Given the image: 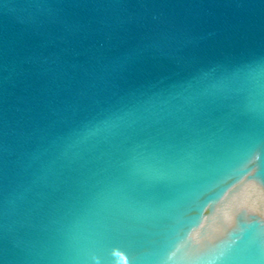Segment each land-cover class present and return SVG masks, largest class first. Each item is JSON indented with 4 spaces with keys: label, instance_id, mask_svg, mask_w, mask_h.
<instances>
[{
    "label": "water",
    "instance_id": "1",
    "mask_svg": "<svg viewBox=\"0 0 264 264\" xmlns=\"http://www.w3.org/2000/svg\"><path fill=\"white\" fill-rule=\"evenodd\" d=\"M0 264H264V0H0Z\"/></svg>",
    "mask_w": 264,
    "mask_h": 264
}]
</instances>
